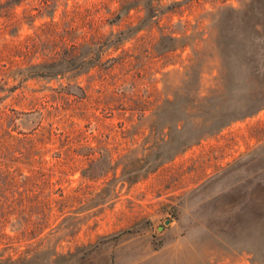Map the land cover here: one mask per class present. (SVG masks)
<instances>
[{
    "label": "rangeland",
    "instance_id": "374dc122",
    "mask_svg": "<svg viewBox=\"0 0 264 264\" xmlns=\"http://www.w3.org/2000/svg\"><path fill=\"white\" fill-rule=\"evenodd\" d=\"M14 10L15 39L73 16L79 54L92 58L0 74L11 165L0 185L14 176L39 194L21 198V186L0 199V264H264V0ZM48 126L69 134L29 155L28 137Z\"/></svg>",
    "mask_w": 264,
    "mask_h": 264
},
{
    "label": "trees",
    "instance_id": "16d2710c",
    "mask_svg": "<svg viewBox=\"0 0 264 264\" xmlns=\"http://www.w3.org/2000/svg\"><path fill=\"white\" fill-rule=\"evenodd\" d=\"M17 2H19V0H0L1 79L9 76H13L14 78L20 76L24 79H26V77H42L74 70L82 64L89 65L92 55L88 52V57H85V55L80 56L78 51L79 46L74 34L75 24H73V16L60 22L51 19L42 24L39 33L33 36L27 35L25 38L15 39L20 18L14 10V5ZM116 16H119V14ZM12 29H14V32H11ZM99 37L100 36L97 38ZM100 38L101 39L96 42H105L103 36ZM91 43L94 42H86L84 45H91ZM36 57H42V59L33 61V58ZM22 78H20L19 81H21ZM13 87H15V85H13ZM55 128L56 127L53 126L44 127L40 131H34L32 135L28 137L27 150L30 153L29 155H38V153L43 152L45 150L43 146L53 138V134L57 132V135L62 133L64 135L69 134L65 133L63 130L56 132L54 131ZM1 146L2 143L0 142V171L2 172L11 165L6 162V151L3 150ZM27 162L28 164H33L32 161ZM14 180V176L13 179L12 177H8L5 182L0 185V199H9L11 196L7 195V192L12 191V194H14L19 187L23 186L21 184H15ZM15 182L17 181L15 180ZM34 186L35 184L29 187L23 186L24 188L17 192L19 197L28 199L39 196V194L35 192L37 188H33ZM47 198L45 205L48 206L50 210L53 199L50 196H47ZM62 201H64V199ZM3 207V204H1V208ZM45 226L47 225H44V227Z\"/></svg>",
    "mask_w": 264,
    "mask_h": 264
},
{
    "label": "water",
    "instance_id": "95a60500",
    "mask_svg": "<svg viewBox=\"0 0 264 264\" xmlns=\"http://www.w3.org/2000/svg\"><path fill=\"white\" fill-rule=\"evenodd\" d=\"M168 221H169V219L166 220V222H168Z\"/></svg>",
    "mask_w": 264,
    "mask_h": 264
}]
</instances>
